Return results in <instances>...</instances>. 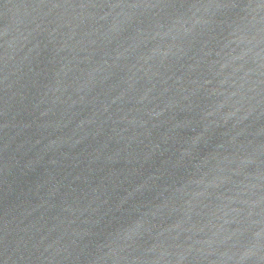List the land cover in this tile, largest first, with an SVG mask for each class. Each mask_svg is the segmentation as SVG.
I'll return each instance as SVG.
<instances>
[{"label": "water", "instance_id": "1", "mask_svg": "<svg viewBox=\"0 0 264 264\" xmlns=\"http://www.w3.org/2000/svg\"><path fill=\"white\" fill-rule=\"evenodd\" d=\"M0 264H264V0H0Z\"/></svg>", "mask_w": 264, "mask_h": 264}]
</instances>
